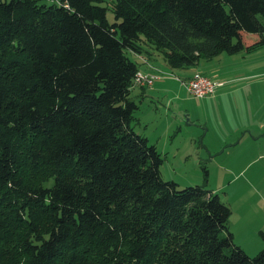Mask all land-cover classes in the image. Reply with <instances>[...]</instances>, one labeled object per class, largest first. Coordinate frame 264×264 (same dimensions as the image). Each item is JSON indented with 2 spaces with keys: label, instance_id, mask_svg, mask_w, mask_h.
<instances>
[{
  "label": "trees",
  "instance_id": "16d2710c",
  "mask_svg": "<svg viewBox=\"0 0 264 264\" xmlns=\"http://www.w3.org/2000/svg\"><path fill=\"white\" fill-rule=\"evenodd\" d=\"M102 3L0 0V210L16 193L49 213L25 264H59L71 246L90 248L72 250V264H264V249L236 243L206 167L204 185L163 178V153L136 123L128 53L139 35L173 68L252 53L264 48V0H116L113 23ZM48 26L28 57L24 31ZM22 153L52 168V186L20 184Z\"/></svg>",
  "mask_w": 264,
  "mask_h": 264
},
{
  "label": "rangeland",
  "instance_id": "374dc122",
  "mask_svg": "<svg viewBox=\"0 0 264 264\" xmlns=\"http://www.w3.org/2000/svg\"><path fill=\"white\" fill-rule=\"evenodd\" d=\"M115 2L116 0H103L101 4L103 12L110 23L115 22ZM259 19L264 23V14ZM119 30L118 34H130L126 23L121 24ZM24 32L22 45L26 48L28 57L36 39L54 35L51 26L38 27L37 29L30 27ZM134 40L136 49L128 51L132 57L135 53L141 52L145 45H149L148 40L143 35L137 36ZM262 49L254 53H244V56L247 57L248 61L253 59L264 60V48ZM254 72L252 75H249V73L245 76H253L259 74L260 71ZM261 72H264V68ZM168 77L167 81L169 82L165 88L163 98L166 107L163 109L160 118L164 122L161 135L168 137L170 131H172V135L162 143L160 149L164 158L161 167L163 178L166 181L176 182L180 188L204 185L206 182L204 168L206 167L209 171V189L218 193L222 201L229 203L232 207L229 226L235 236L236 243L250 256H256L264 249V240L260 235L261 231L264 232V201L259 196L254 195L252 186H264V183L256 185L253 182L247 183L244 179L236 180L233 176L225 173L224 164L219 165L222 163L223 158L214 162L201 144L200 138L192 134L194 130L200 128L204 120L206 110L201 104L204 103V100H197L188 94L185 87L178 81V78H180L178 73H175L172 78ZM260 78H264V73L257 79ZM137 89L138 87H136ZM248 99L250 100V94ZM242 153L244 151L235 152L233 156L237 157ZM17 172L21 185L50 187L54 183L53 170L49 165L45 163L33 164L23 153ZM249 195L253 201L252 208L258 210V212H254L251 220H247L241 210L246 208L247 205L244 206L243 204ZM18 198L15 193L12 198L6 200V207L0 210V264H25L28 259L27 242L30 241L33 244L38 242V234L34 231L35 227L49 220V213L43 207L21 208L18 206ZM89 241L88 245L82 249L90 247L93 241ZM93 243H98V240L95 239ZM72 250L74 254L84 258L88 256L90 248L87 252H82L74 246L66 247L60 255L59 264H72V257H70ZM91 252H94L93 247ZM112 253L107 256L108 259L113 257ZM89 264L110 263L91 260ZM126 264L137 263L130 262Z\"/></svg>",
  "mask_w": 264,
  "mask_h": 264
},
{
  "label": "crops",
  "instance_id": "0c3cea01",
  "mask_svg": "<svg viewBox=\"0 0 264 264\" xmlns=\"http://www.w3.org/2000/svg\"><path fill=\"white\" fill-rule=\"evenodd\" d=\"M132 58L137 61L141 70L164 73V77L154 87L133 88L131 93V99L139 106L135 115L138 130L161 153L162 143L172 135V131L168 137L161 135L164 122L160 118L166 107L163 98L169 82L168 76L178 73L181 81H188L196 73H203L225 84L215 96L202 99L204 103L201 104L206 114L200 128L192 132L193 136L200 138L214 162L223 158L219 165L224 164V171L228 175L236 180L244 179L247 183H264V78L257 79L264 73L261 72L264 68L263 59L248 61L244 53L233 56L223 54L212 60H201L195 66L173 68L164 54L151 45H145ZM254 71L260 72L245 76L254 74ZM242 151V155L233 156L235 152ZM252 188L254 195L264 201V186ZM243 205H247L241 209L243 214L247 220H251L258 210L252 208L250 195Z\"/></svg>",
  "mask_w": 264,
  "mask_h": 264
},
{
  "label": "built area",
  "instance_id": "2783aa9c",
  "mask_svg": "<svg viewBox=\"0 0 264 264\" xmlns=\"http://www.w3.org/2000/svg\"><path fill=\"white\" fill-rule=\"evenodd\" d=\"M163 77L164 73L146 72L140 69L133 78L132 87L152 88L158 81H161ZM170 77H174V74L171 73ZM178 80L185 87L188 94L197 100L215 96L219 88L223 87L225 84L203 73H196L192 79L188 81H181L179 78Z\"/></svg>",
  "mask_w": 264,
  "mask_h": 264
}]
</instances>
